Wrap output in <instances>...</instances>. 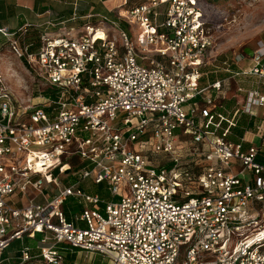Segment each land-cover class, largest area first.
<instances>
[{
    "label": "built area",
    "instance_id": "built-area-1",
    "mask_svg": "<svg viewBox=\"0 0 264 264\" xmlns=\"http://www.w3.org/2000/svg\"><path fill=\"white\" fill-rule=\"evenodd\" d=\"M74 2L69 23L0 28L54 95L24 105L0 75V261L40 236L18 264H66L62 245L108 264H264V42L201 88L212 40L200 1L124 0L117 19L97 22ZM241 78L258 84L237 81L235 120L211 93ZM243 116L252 125L233 141ZM58 176L78 182L62 188ZM71 198L82 211L69 220Z\"/></svg>",
    "mask_w": 264,
    "mask_h": 264
},
{
    "label": "rangeland",
    "instance_id": "rangeland-1",
    "mask_svg": "<svg viewBox=\"0 0 264 264\" xmlns=\"http://www.w3.org/2000/svg\"><path fill=\"white\" fill-rule=\"evenodd\" d=\"M200 1L206 18V31L211 37L212 46L208 52L207 64L204 68V75L201 82V88H205L216 81H223L227 79L229 73L227 70L238 71L234 65L237 56L245 52L247 48H255L259 41L264 42V0H196ZM103 3L108 4L109 18L112 20L117 19L118 13L127 9L124 6V0H106ZM94 20L97 22L99 18ZM123 25V24H122ZM137 29V28H136ZM20 60L10 49L6 39L0 40V66L3 63L11 65L13 71L5 76L0 69V74L4 78V86L12 92L14 97L24 105H37L43 102L46 93H50L49 87L46 83L33 75V73H25V71L17 70V65ZM16 67V68H15ZM246 68L250 69L251 66L246 64ZM27 69V68H26ZM22 72V73H21ZM16 73V75L14 74ZM30 74V75H29ZM18 77V79H16ZM239 83L242 85L256 86L257 79L233 80L232 83H225L220 92H212L211 94L217 103H223V100H235L239 103L243 102V95L239 94ZM229 112V111H228ZM230 112L232 114L238 113L237 105L232 106ZM181 133V132H180ZM235 135V132H234ZM234 135L232 137H234ZM181 154L184 156L185 164H193L194 157H186L190 147L188 144L181 143L179 146ZM151 162L161 161L162 165L166 167L162 156L152 157ZM77 165V161L73 162ZM192 166V165H191ZM72 168L74 166L72 165ZM75 169V168H74ZM59 184L62 188L70 187L78 182L76 176H58ZM89 193L99 194L103 199L108 201H116L108 192L98 186H93L89 181L80 184L82 189L90 188ZM50 193V192H49ZM129 196L128 185L123 184L120 191V197ZM119 199V198H117ZM39 199L38 202H42ZM69 203H78L74 198L69 199ZM84 227V224H80ZM40 236H38L39 240ZM25 245L36 250L37 240H26ZM20 241L14 242L8 249V252L20 249ZM86 261V260H85ZM100 258L95 259V264H100ZM108 260L102 261V264H107Z\"/></svg>",
    "mask_w": 264,
    "mask_h": 264
},
{
    "label": "crops",
    "instance_id": "crops-1",
    "mask_svg": "<svg viewBox=\"0 0 264 264\" xmlns=\"http://www.w3.org/2000/svg\"><path fill=\"white\" fill-rule=\"evenodd\" d=\"M105 1L106 0H79L78 16L83 17L92 14L95 18L99 15L110 17L109 12H107L108 4L103 3ZM74 3V0H0V28H10L12 31H17L24 25L30 24L39 25L43 30H47L50 29V27H48L49 22L58 26L62 25V23H69L74 14ZM1 39L4 38L0 36V40ZM20 62V64H16L17 70L29 73L23 62ZM0 69L5 76L10 73L9 71L14 72V68L6 63H3ZM14 74L16 75V73ZM16 79H18V77H16ZM223 101L226 102V100ZM223 103L220 104H222L224 108ZM62 246L67 249L68 254L76 256L72 264H95L96 258H100L102 261L106 259L98 254L91 255L86 252L72 250L66 245ZM14 259L13 255H11L7 257L6 260L9 262ZM1 261H3V256ZM102 261L100 264H102Z\"/></svg>",
    "mask_w": 264,
    "mask_h": 264
},
{
    "label": "trees",
    "instance_id": "trees-1",
    "mask_svg": "<svg viewBox=\"0 0 264 264\" xmlns=\"http://www.w3.org/2000/svg\"><path fill=\"white\" fill-rule=\"evenodd\" d=\"M39 39H40V32L37 31V30L32 29V30L30 31V34H29L28 37H27V44L29 45V47H30V49H31L32 51L36 50V48L38 47V41H39ZM22 62H23V64L25 65V67H26L27 69H29L28 66H27V64H26V61H25V60H22ZM49 92H50V93H46V98L54 96L53 94H51V91H49ZM235 103H236L235 100H231V101H226V102H224V103H223L224 108H221L220 111H221V112H224V113H227L226 111H230L231 108H232V106L235 105ZM237 117H238V115H235V114L230 113V118L236 120ZM251 125H252V122H249V118H248V117H246V116L241 117V118L238 120V127H237L236 129H234V130H235V135H234V137H231L230 139L233 140V141H236L238 137H240V136L243 135L244 130H245L247 127L251 126ZM99 188H100V189H101V188L103 189L102 186H100ZM68 201H69V200H68ZM68 201H67V202L65 203V205H64V210H65V213H66V215H67V218H68L69 220H72V218H73L75 215L81 213V211H82V206H81L79 203H73V204H71V203H69ZM39 239H40V238H39ZM36 240H37V242H38V238H37ZM25 241H26V240H25ZM25 241H24V242H25ZM24 242H23V243L20 242V243H21L20 246H22V247H23V246H27V245H25ZM10 247H11V246H10ZM22 247H20V249H17L16 251H13V252H12V251H11V252H8V250H6V253L3 255V261H1L0 264H18V258H19V256H20V251H21ZM27 247H29V246H27ZM60 248H61V251H62V252L66 253V264H72V263L74 262L76 256H75V255H70V254H68L67 249L64 248L63 246H61ZM11 255H13V257H14L15 259H14V260H10V261L8 262L6 259H7V257H9V256H11Z\"/></svg>",
    "mask_w": 264,
    "mask_h": 264
},
{
    "label": "water",
    "instance_id": "water-1",
    "mask_svg": "<svg viewBox=\"0 0 264 264\" xmlns=\"http://www.w3.org/2000/svg\"><path fill=\"white\" fill-rule=\"evenodd\" d=\"M245 53H247L249 56L253 55V52L250 49H246ZM70 172V170H68V173Z\"/></svg>",
    "mask_w": 264,
    "mask_h": 264
},
{
    "label": "bare ground",
    "instance_id": "bare-ground-1",
    "mask_svg": "<svg viewBox=\"0 0 264 264\" xmlns=\"http://www.w3.org/2000/svg\"><path fill=\"white\" fill-rule=\"evenodd\" d=\"M68 168V167H67Z\"/></svg>",
    "mask_w": 264,
    "mask_h": 264
}]
</instances>
